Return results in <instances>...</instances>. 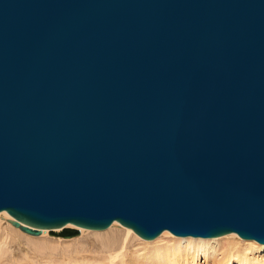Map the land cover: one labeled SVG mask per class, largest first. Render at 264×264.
Listing matches in <instances>:
<instances>
[{
  "label": "water",
  "instance_id": "water-1",
  "mask_svg": "<svg viewBox=\"0 0 264 264\" xmlns=\"http://www.w3.org/2000/svg\"><path fill=\"white\" fill-rule=\"evenodd\" d=\"M1 211L264 244V0H0Z\"/></svg>",
  "mask_w": 264,
  "mask_h": 264
},
{
  "label": "bare ground",
  "instance_id": "bare-ground-1",
  "mask_svg": "<svg viewBox=\"0 0 264 264\" xmlns=\"http://www.w3.org/2000/svg\"><path fill=\"white\" fill-rule=\"evenodd\" d=\"M9 217L11 219H9ZM12 219L14 218L7 211L0 212V264H9L11 263L12 260H10L8 257H11V259H13L14 257V251L11 250L14 241L12 238L13 236L11 235L13 232L19 234H21L20 232H22L24 233L21 234L23 237L26 236L28 239L32 241L37 240L36 242H39V240L41 241L44 240V241H49L50 245L61 246L62 244L60 243L61 240H58L60 238L56 240L46 238L47 236H49L47 228L44 229L42 228L41 232L35 236H40L42 234L43 236L37 238L34 235L22 231L19 227L14 226L10 222V220ZM7 223L11 224L12 226L11 225L9 226ZM4 224H7L6 226L8 227V230L7 229L6 230L8 232L5 231ZM69 224L71 223H67L65 224V226L62 227L53 228V231L56 229L55 233L57 232L63 233L67 225L70 227L71 225H74V224L71 225ZM13 227L16 228V230H14ZM76 227L80 228L82 236L93 234L95 237L109 239L110 237L113 236L115 237L117 235H120L123 236L124 242L123 244L120 243V245H117V241H114L108 243L107 245H104L102 247V251L96 250L101 252L100 256H97V254L94 252L95 250L92 251V249L90 248L86 249L87 247L85 246H83L82 250L81 248H79L80 251L76 250L75 248V251L72 250L74 253L73 254L69 253L68 257L64 259L65 261H63V257L61 255L62 261L60 260L59 264H201V263L203 264H264V244L261 243L256 244L257 242L254 240L243 239V238L242 240L245 241H241L239 239L241 237H237L238 235L234 232H230L216 237H199V236L171 235L172 233H170L168 230H164L157 237L153 239H144L140 237L145 241H142L143 243L139 242V245L136 246L137 249L135 250V252H132V250H130L132 241L133 239L136 240L137 238L136 236H134L135 238L132 239V236L134 235L133 234L134 231L131 228L126 227L116 221H113L110 224V226L105 228V230L102 229V232H96V233L95 232L91 233L88 232L87 230L90 231H99V230L84 228L80 226H76ZM124 227L127 229H125ZM162 234L163 236L160 239H158L155 243L150 244V242H147V241L156 240ZM230 234H236L237 236ZM77 235L78 234H73V235L72 234L68 235L67 233L64 234V236L66 237H74ZM226 235H230V236L223 237ZM27 238L26 240H28ZM227 238H229V240H227ZM230 238L232 240H230ZM74 241L75 239H68V238L67 239L65 238L64 240L65 244ZM251 241H254L256 243ZM78 246L79 244L75 245L74 247H78ZM74 247L71 248L74 249ZM50 248L53 247L49 246L45 248H39V252L42 254V258L39 260V258H37L39 255L38 256L36 255V260H35V256H34L33 260H35V263H33L32 258H30L31 260L28 259L27 263L22 262L20 264H46L45 261L47 258H50L49 260H53V258L56 257L57 251H55L54 254L53 253L48 254L47 251ZM67 250L71 251V249H67ZM85 252L86 255H84ZM94 254H96V256H93ZM14 260L15 259H13L14 264L15 263L19 264L18 263L19 261L17 262Z\"/></svg>",
  "mask_w": 264,
  "mask_h": 264
},
{
  "label": "rangeland",
  "instance_id": "rangeland-1",
  "mask_svg": "<svg viewBox=\"0 0 264 264\" xmlns=\"http://www.w3.org/2000/svg\"><path fill=\"white\" fill-rule=\"evenodd\" d=\"M9 219H11V218L9 217ZM7 224H4L5 231L8 230V227L6 226ZM8 225L10 226L11 224H8ZM69 225H71V224H69ZM66 228H68V229L69 228L70 229H73V228L74 229H78L80 233H78V235L77 236H74V237H66V236H64V234L67 232L66 231ZM66 228H65V231L63 233L62 232L61 233H58L57 232V235H51L49 233V230H48L49 236L46 237V238H49V239H52V240H56V239L60 238L58 240H61L60 241V243H62L61 246H59V245H50V242L49 241H44V240H42V241L39 240V242H36L37 240L36 241H32V240L28 239L26 236L23 237L21 234H24V233H22V232H20L21 234L16 233V232H13L11 234V232H10V234L13 236L12 238L14 240L13 241V247L11 248V250L14 251V257H15V258L13 257V259H15L14 261H17V262L19 261L18 262L19 264L22 263V262L23 263H25V262L27 263L28 262L27 260L30 259V258H32V262L35 263L36 255L37 256L39 255L37 257V258H39V260L42 258V254L39 252V248H45V247L51 246L53 248L48 249V251H47L48 254H50V253H53L54 254L55 251H57L58 253L56 252V257H54L53 260H49L50 258H47L45 262H46V264H59L60 260L62 261V257H63V261H65L64 259L68 257L69 253H72V254L74 253L73 251H75V248H76V250H79L80 251L79 248H81V250H82L83 249V246H85V247H87L86 249H89L90 248V249H92V251L95 250L94 252L97 254V256H100L101 255L100 254L101 253L100 251H102V247L104 245H107L108 243H111V242H114V241H117V245H120V243L123 244V242H124L123 236H120V235H117L115 237L114 236L113 237H110L109 238L110 240H109L108 238L95 237L93 234H89V235L82 236V233L80 231V228H78V227H76L74 225H71V227L67 225ZM13 229L16 230V228H14V227H13ZM125 229H127V228H125ZM54 231H56V229ZM87 231L88 232H91V233L92 232L93 233L94 232L95 233L96 232H102V230H99V231H90V230H87ZM2 232H3V229H2ZM103 232H105V231H103ZM133 234L134 235L132 236V239L135 238L134 236H136L137 238H136V240L133 239L130 250H132V252H135V250L137 249L136 246L139 245V242L140 243H143L142 241H145V240L141 239L134 232H133ZM163 234L160 237H158L156 240L147 241V242H150V244L151 243H155L158 239H160L163 236ZM171 235H173V234H171ZM230 235H236V234H230ZM230 235H226V236H223V237H227V236L229 237ZM42 236H43V234L40 235V236H35V237L39 238V237H42ZM102 237H104V236H102ZM237 237H239V236H237ZM26 238L28 240H26ZM65 238L66 239L67 238L68 239H75V241L74 242H71V243H68V244L67 243L65 244V242H64ZM219 238H222V237H219ZM239 239L241 241H245V240H242V238H239ZM227 240H229V238H227ZM230 240H232V239L230 238ZM247 242H249V241H247ZM251 242H254V241H251ZM63 243H64V245H63ZM77 243L79 244V246L78 247H74L75 245H78ZM254 243H256V242H254ZM256 244H258V243H256ZM70 245H72V246H70ZM71 247H74V249L71 248ZM67 249H71V251L72 250L73 251L71 252V251H69ZM25 250H26V252H25ZM96 250H100V251H96ZM96 254H94L93 256H96ZM61 255H62V257H61ZM84 255H86V252L84 253ZM34 256H35V260H33L34 259ZM25 257H26V259H25ZM8 258L10 260H12L11 263H9V264H12V263L14 264L13 259H11V257H8ZM57 258H58V260H57ZM47 260H49V261H47ZM201 264H203V263H201Z\"/></svg>",
  "mask_w": 264,
  "mask_h": 264
}]
</instances>
